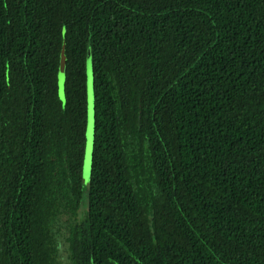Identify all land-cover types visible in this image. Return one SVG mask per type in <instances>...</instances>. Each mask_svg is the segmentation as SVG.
<instances>
[{
  "label": "trees",
  "instance_id": "16d2710c",
  "mask_svg": "<svg viewBox=\"0 0 264 264\" xmlns=\"http://www.w3.org/2000/svg\"><path fill=\"white\" fill-rule=\"evenodd\" d=\"M0 264H264V0H0Z\"/></svg>",
  "mask_w": 264,
  "mask_h": 264
},
{
  "label": "water",
  "instance_id": "95a60500",
  "mask_svg": "<svg viewBox=\"0 0 264 264\" xmlns=\"http://www.w3.org/2000/svg\"><path fill=\"white\" fill-rule=\"evenodd\" d=\"M65 63L66 55L64 50L62 51L61 63L59 69V85L61 96L64 97V79H65ZM87 73H88V128H87V147L85 152L84 162V176L88 180L91 173V165L93 158V145H94V124H95V96H94V69L92 63V55L87 57Z\"/></svg>",
  "mask_w": 264,
  "mask_h": 264
},
{
  "label": "rangeland",
  "instance_id": "374dc122",
  "mask_svg": "<svg viewBox=\"0 0 264 264\" xmlns=\"http://www.w3.org/2000/svg\"><path fill=\"white\" fill-rule=\"evenodd\" d=\"M88 106H89V102H88ZM85 204L86 202L83 203L82 209L85 207ZM56 225L59 227L60 253L65 257L68 253V245H69L67 241L68 221L62 218V220H59Z\"/></svg>",
  "mask_w": 264,
  "mask_h": 264
}]
</instances>
